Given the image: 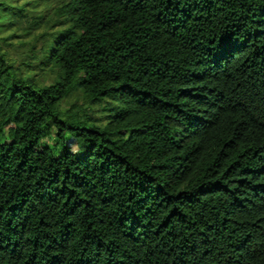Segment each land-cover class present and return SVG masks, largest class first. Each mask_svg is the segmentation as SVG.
Returning <instances> with one entry per match:
<instances>
[{
	"label": "trees",
	"instance_id": "trees-1",
	"mask_svg": "<svg viewBox=\"0 0 264 264\" xmlns=\"http://www.w3.org/2000/svg\"><path fill=\"white\" fill-rule=\"evenodd\" d=\"M0 264H264V0H0Z\"/></svg>",
	"mask_w": 264,
	"mask_h": 264
},
{
	"label": "rangeland",
	"instance_id": "rangeland-1",
	"mask_svg": "<svg viewBox=\"0 0 264 264\" xmlns=\"http://www.w3.org/2000/svg\"><path fill=\"white\" fill-rule=\"evenodd\" d=\"M23 26H25V25H23ZM70 107V105L69 104H66L65 105V108H69ZM106 114H107V112H105ZM104 114V113H103Z\"/></svg>",
	"mask_w": 264,
	"mask_h": 264
}]
</instances>
